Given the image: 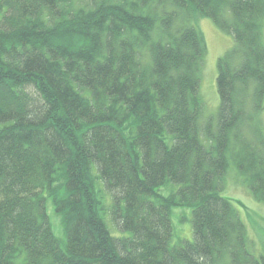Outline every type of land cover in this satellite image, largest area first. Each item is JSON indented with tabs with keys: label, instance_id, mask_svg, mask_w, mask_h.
Here are the masks:
<instances>
[{
	"label": "trees",
	"instance_id": "trees-1",
	"mask_svg": "<svg viewBox=\"0 0 264 264\" xmlns=\"http://www.w3.org/2000/svg\"><path fill=\"white\" fill-rule=\"evenodd\" d=\"M200 18L233 40L207 118ZM263 23L264 0H0V264H264L220 195L232 163L264 204Z\"/></svg>",
	"mask_w": 264,
	"mask_h": 264
},
{
	"label": "rangeland",
	"instance_id": "rangeland-1",
	"mask_svg": "<svg viewBox=\"0 0 264 264\" xmlns=\"http://www.w3.org/2000/svg\"><path fill=\"white\" fill-rule=\"evenodd\" d=\"M191 25L202 34L207 49L199 85V95L204 105L203 116L205 118L214 117L219 105L216 63L219 57L232 48L233 40L231 36L219 31L210 19L200 18L192 21ZM262 34L264 40V23ZM158 191L163 196H167L169 193L167 188H161ZM220 195L231 200L237 209L240 219L246 227L249 252L258 259H264V204L258 203L252 198L243 178L238 175L232 163L229 165L225 186ZM46 211L54 236L63 244L65 237L62 221L60 216L54 212L49 201L46 204ZM170 220L173 227L172 244H176L180 240L192 241L190 209L173 208ZM113 235L115 237L126 236L122 233Z\"/></svg>",
	"mask_w": 264,
	"mask_h": 264
},
{
	"label": "bare ground",
	"instance_id": "bare-ground-1",
	"mask_svg": "<svg viewBox=\"0 0 264 264\" xmlns=\"http://www.w3.org/2000/svg\"><path fill=\"white\" fill-rule=\"evenodd\" d=\"M113 234H115V235H118V232L115 230V231H113L112 232ZM114 236V235H113ZM115 237V236H114Z\"/></svg>",
	"mask_w": 264,
	"mask_h": 264
}]
</instances>
